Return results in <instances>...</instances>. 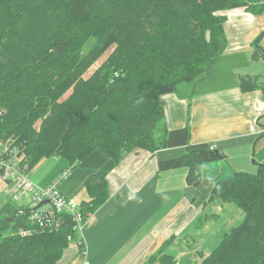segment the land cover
<instances>
[{
  "label": "trees",
  "instance_id": "obj_1",
  "mask_svg": "<svg viewBox=\"0 0 264 264\" xmlns=\"http://www.w3.org/2000/svg\"><path fill=\"white\" fill-rule=\"evenodd\" d=\"M234 8L263 12L264 0H0V137L15 138L28 169L51 156L71 171L95 150L118 162L135 148L181 147L158 167H186V183L198 185L200 165L224 154L189 144L186 126L166 130L160 97L207 77L226 46L221 12ZM257 85L240 77L243 91ZM106 186L99 175L85 179L84 214L105 201ZM209 197L242 219L198 264H264V166L215 183ZM14 207L0 209V264H57L74 236L70 217L21 237L30 224Z\"/></svg>",
  "mask_w": 264,
  "mask_h": 264
},
{
  "label": "crops",
  "instance_id": "obj_2",
  "mask_svg": "<svg viewBox=\"0 0 264 264\" xmlns=\"http://www.w3.org/2000/svg\"><path fill=\"white\" fill-rule=\"evenodd\" d=\"M221 14L226 46L207 77L178 84L160 97V105L166 130L186 126L189 144L209 142L224 157L202 163L203 182L194 186L186 183V167H158L160 160L183 153L181 147L153 153L135 148L118 162L93 151L59 187L82 203L83 183L96 174L106 180L107 197L85 212L82 231L74 232L57 264H159L151 258L161 252L173 256L174 264H198L242 219L239 209L209 195L235 172L255 173L264 166V11L234 8ZM241 76L255 77L257 88L243 91ZM49 169L48 160L36 169V184L48 185L64 170ZM80 238L83 247L76 243Z\"/></svg>",
  "mask_w": 264,
  "mask_h": 264
},
{
  "label": "built area",
  "instance_id": "obj_3",
  "mask_svg": "<svg viewBox=\"0 0 264 264\" xmlns=\"http://www.w3.org/2000/svg\"><path fill=\"white\" fill-rule=\"evenodd\" d=\"M249 129L254 131V125H251ZM0 164L6 168V175L0 178L6 184L4 193L14 204L21 205V215L27 214L31 226L39 222L48 231L57 230L67 214L72 220V230L75 233L82 231L84 217L79 202L67 197L59 187L61 179H64L71 171L64 169L56 180L45 187H39L28 175V167L21 162L20 152L12 144V140H3L2 137H0ZM21 166H24L26 170H21ZM17 234L23 235L19 231ZM68 240H71L70 236ZM77 245L83 247L81 238ZM81 251L85 256V250L81 249Z\"/></svg>",
  "mask_w": 264,
  "mask_h": 264
},
{
  "label": "bare ground",
  "instance_id": "obj_4",
  "mask_svg": "<svg viewBox=\"0 0 264 264\" xmlns=\"http://www.w3.org/2000/svg\"><path fill=\"white\" fill-rule=\"evenodd\" d=\"M5 114V108L4 107H2V105L0 104V119H1V117L3 116ZM2 139L3 140H7V139H10V140H12V144L13 145H15V147L19 150V152L20 153H22V151H21V145L19 146V144L16 142V140H15V138H13V137H8V138H3L2 137ZM121 140V139H120ZM132 143V142H131ZM129 147V146H128ZM174 148V147H173ZM210 149H211V147H210ZM26 154V153H25ZM23 155H21V162L23 163V164H26L27 165V162H25V160H23ZM59 158V157H58ZM28 167V166H27ZM21 170H26V168L24 167V166H21ZM21 170H20V175H21ZM161 171V170H160ZM159 174V173H158ZM6 175V168H5V166H2L1 164H0V178L1 177H3V176H5ZM16 207H14V208H16V210H15V214H16V217H20L21 218V205L19 204V203H17V204H14ZM81 213H82V215H83V217H84V213L81 211ZM64 220H65V216H64V219H63V223H64ZM70 220H71V218H70ZM71 222H72V220H71ZM62 223V224H63ZM30 224V223H29ZM62 226V225H61ZM60 226V227H61ZM59 227V228H60ZM58 228V229H59ZM33 229H35L37 232L38 231H47V229H46V227L44 226V225H41L39 222H36V223H34L32 226L30 225L28 228H19L18 229V231L19 232H22L23 233V235H19V236H21V237H26V236H29V235H32V233L34 232H32V230ZM57 229V230H58ZM71 237V240H68V237H67V241L68 242H70V241H74V238H73V236H70ZM78 242V240L76 241V243Z\"/></svg>",
  "mask_w": 264,
  "mask_h": 264
},
{
  "label": "rangeland",
  "instance_id": "obj_5",
  "mask_svg": "<svg viewBox=\"0 0 264 264\" xmlns=\"http://www.w3.org/2000/svg\"><path fill=\"white\" fill-rule=\"evenodd\" d=\"M46 160H48V164H49V170H51L52 168L53 169H57L59 172L62 170V168L64 169V167L66 166V163L58 158V156H51V157H48V159H44L42 161H40L39 163L37 164H34L31 168L28 169V175L31 177V179L35 182H37L40 177L38 175H36L35 177L34 176V173L36 171V169L41 165V164H44L46 162ZM2 184H5L4 181H2V179H0V209L3 207L4 204L6 203H11L13 204L10 199L8 197L5 196L4 194V186ZM6 185V184H5ZM39 187H45L46 185L42 186V185H39L37 184Z\"/></svg>",
  "mask_w": 264,
  "mask_h": 264
}]
</instances>
